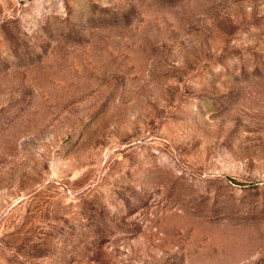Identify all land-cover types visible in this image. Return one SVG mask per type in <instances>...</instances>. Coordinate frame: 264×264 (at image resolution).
I'll return each instance as SVG.
<instances>
[{"label":"rangeland","instance_id":"rangeland-1","mask_svg":"<svg viewBox=\"0 0 264 264\" xmlns=\"http://www.w3.org/2000/svg\"><path fill=\"white\" fill-rule=\"evenodd\" d=\"M0 264H264V0H0Z\"/></svg>","mask_w":264,"mask_h":264}]
</instances>
